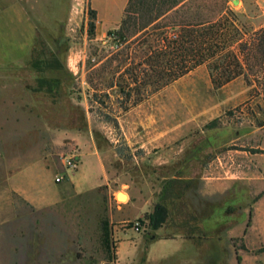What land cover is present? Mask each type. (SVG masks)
I'll list each match as a JSON object with an SVG mask.
<instances>
[{
  "label": "rangeland",
  "instance_id": "rangeland-1",
  "mask_svg": "<svg viewBox=\"0 0 264 264\" xmlns=\"http://www.w3.org/2000/svg\"><path fill=\"white\" fill-rule=\"evenodd\" d=\"M15 1L34 37L23 50L20 29L10 39L1 29L9 19L0 21V177L88 147L108 172L46 229L61 248L46 249L44 264H264V64L254 59L252 72L222 87L208 65L162 87L151 58L176 15L118 42L108 32L121 27L129 0ZM237 1L192 0L176 22L225 9L250 40L264 28V0ZM38 58L64 68L40 73ZM42 77L59 78L60 88L36 91ZM84 163L88 174L92 158ZM165 199L169 221L153 231L148 217ZM194 218L203 235L192 238Z\"/></svg>",
  "mask_w": 264,
  "mask_h": 264
},
{
  "label": "trees",
  "instance_id": "trees-1",
  "mask_svg": "<svg viewBox=\"0 0 264 264\" xmlns=\"http://www.w3.org/2000/svg\"><path fill=\"white\" fill-rule=\"evenodd\" d=\"M192 0H129L128 7L121 27L108 32V36L114 41L126 42L130 35L149 34L151 29H157V25L164 19L174 18L181 11L190 9L187 6ZM173 24L163 32L165 46L161 51L155 52L151 58L158 80L163 86H167L194 69L202 65H208L211 77L217 87L233 81L248 69L253 71L252 61L264 64V28L255 32L250 40L247 33L238 25L235 15L221 10L214 19L185 17ZM94 28V24H91ZM32 67L43 73L47 70L61 71L64 66L58 58L46 60L38 58L32 61ZM254 73V72H253ZM258 73V72H256ZM59 78L38 79L36 91L46 90L53 94L60 88ZM170 218V211L166 199L156 204L154 211L148 217L149 227L153 231L161 229ZM196 227L193 228L191 237L196 234L203 235V225L198 218H194ZM250 223L248 224V227ZM196 230V231H195ZM110 223L102 222V243L111 258L112 245L110 241ZM264 251V249H263Z\"/></svg>",
  "mask_w": 264,
  "mask_h": 264
},
{
  "label": "crops",
  "instance_id": "crops-1",
  "mask_svg": "<svg viewBox=\"0 0 264 264\" xmlns=\"http://www.w3.org/2000/svg\"><path fill=\"white\" fill-rule=\"evenodd\" d=\"M5 18L9 19V26L1 29L10 39H14L11 30L20 29V46L26 50L34 34L28 31L26 14L15 0H0V21ZM79 156L81 163L72 174L67 173L64 160L51 164L39 160L0 177V264H44L46 249L57 253L61 248L45 237L46 229L52 233L60 211L67 213L69 202L86 198L102 188L108 177L97 149H79ZM86 157H91L93 162L88 174L81 171ZM93 175L97 179L91 184ZM58 177L63 178L61 182L56 181Z\"/></svg>",
  "mask_w": 264,
  "mask_h": 264
},
{
  "label": "built area",
  "instance_id": "built-area-1",
  "mask_svg": "<svg viewBox=\"0 0 264 264\" xmlns=\"http://www.w3.org/2000/svg\"><path fill=\"white\" fill-rule=\"evenodd\" d=\"M64 163L68 170L70 171H76L81 163V158L79 154H67L63 157ZM62 177H58L56 179L57 182L62 181Z\"/></svg>",
  "mask_w": 264,
  "mask_h": 264
},
{
  "label": "water",
  "instance_id": "water-1",
  "mask_svg": "<svg viewBox=\"0 0 264 264\" xmlns=\"http://www.w3.org/2000/svg\"><path fill=\"white\" fill-rule=\"evenodd\" d=\"M235 3H238V1L235 0ZM118 198H119L120 200H123V199L125 198V194H124V193H119V194H118Z\"/></svg>",
  "mask_w": 264,
  "mask_h": 264
},
{
  "label": "bare ground",
  "instance_id": "bare-ground-1",
  "mask_svg": "<svg viewBox=\"0 0 264 264\" xmlns=\"http://www.w3.org/2000/svg\"><path fill=\"white\" fill-rule=\"evenodd\" d=\"M128 198V195L125 194V198L123 199L124 201H126Z\"/></svg>",
  "mask_w": 264,
  "mask_h": 264
}]
</instances>
